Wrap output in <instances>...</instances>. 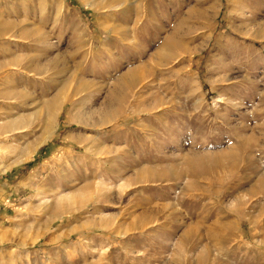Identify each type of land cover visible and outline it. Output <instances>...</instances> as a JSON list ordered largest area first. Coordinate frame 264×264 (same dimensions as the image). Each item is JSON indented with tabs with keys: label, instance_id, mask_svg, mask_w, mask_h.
Here are the masks:
<instances>
[{
	"label": "rangeland",
	"instance_id": "1",
	"mask_svg": "<svg viewBox=\"0 0 264 264\" xmlns=\"http://www.w3.org/2000/svg\"><path fill=\"white\" fill-rule=\"evenodd\" d=\"M0 264H264V0H0Z\"/></svg>",
	"mask_w": 264,
	"mask_h": 264
},
{
	"label": "bare ground",
	"instance_id": "2",
	"mask_svg": "<svg viewBox=\"0 0 264 264\" xmlns=\"http://www.w3.org/2000/svg\"><path fill=\"white\" fill-rule=\"evenodd\" d=\"M81 1L82 3H85L87 2L88 0H79ZM87 6V5H86ZM171 48H174L173 50H179L181 51V55H185L188 53V50L185 48V45H183L181 42H171ZM234 54V53H233ZM235 56V55H234ZM232 58V57H231ZM236 58V57H235ZM234 59V58H233ZM232 60V59H231ZM129 74V73H128ZM131 74V73H130ZM126 76V75H125ZM127 78V77H126ZM139 78L136 77V74L135 73H132L130 76H128V79H126L127 81V84H124L125 87L127 88H132L136 83L137 81H140L138 80ZM119 82V81H118ZM121 83V82H120ZM116 86L113 88V93L111 91V98H112V102L115 101V103H117V106L114 108V109H109V114H108V118H112V117H115L117 114L121 113L122 110H123V106L125 105V103H127L128 101V98H129V95H128V92H126L125 90V93H124V90L123 92L121 93H118V90L120 89L119 87V84H115ZM121 85V84H120ZM123 85V86H124ZM122 86V87H123ZM123 87V89L125 88ZM122 89V88H121ZM120 89V90H121ZM129 89V90H130ZM129 92H132L131 90ZM130 94V93H129ZM64 102V99L63 98H60V97H55L53 99H51L50 101H48V103H46V108H47V111L49 112L50 115H53L56 111H57V108ZM111 102V100H110ZM107 114V113H106ZM50 119V118H49ZM25 123V119L24 120H18L14 125L16 126H23ZM5 128L9 129V126H5ZM3 130H4V127H3ZM198 168V167H197ZM196 170V169H195ZM195 170H194V174L195 173ZM199 170V169H197ZM196 170V171H197ZM193 171V170H192ZM200 172V171H197V173ZM53 208V207H52ZM58 215H55V214H52L51 216V219L53 218L54 219H57ZM54 222V221H52Z\"/></svg>",
	"mask_w": 264,
	"mask_h": 264
}]
</instances>
